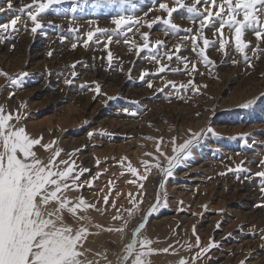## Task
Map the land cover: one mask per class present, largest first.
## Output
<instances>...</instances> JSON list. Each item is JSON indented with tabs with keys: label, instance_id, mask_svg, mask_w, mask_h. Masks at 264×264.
Masks as SVG:
<instances>
[{
	"label": "rangeland",
	"instance_id": "obj_1",
	"mask_svg": "<svg viewBox=\"0 0 264 264\" xmlns=\"http://www.w3.org/2000/svg\"><path fill=\"white\" fill-rule=\"evenodd\" d=\"M194 2L182 0L186 6ZM31 3L32 0H12L13 8L8 9L5 0H0V7L5 9L0 12V24L21 16L18 30L4 33L5 38L0 41V71L11 76L22 71L28 73L20 86L0 76V106L6 113L19 110L25 117L21 123L26 131L33 138L42 136L41 144L55 141V148L62 149L58 160H69V154L74 153L71 160L78 168L90 169L83 174L82 181L99 174L91 187L85 185L81 190L66 193L73 203L82 196L100 209H78L76 216L87 217L81 221L67 209L63 212L65 222L74 229L82 225L88 229L81 259L94 264H107V261L115 264L118 256L124 255V246L131 242L134 230L145 223L139 236L151 239L152 249L172 246L167 253L149 255L146 258L149 264L190 260L199 251L187 248L188 244L195 245L193 225L202 247L210 239L217 245L196 264H264V193L260 191L264 179L255 175L264 171L261 163L264 161V41L258 42L251 31L245 32L243 39L250 42L245 50L252 64L249 67L244 55L235 50L232 33L227 28L224 29L229 39L226 56L217 51L218 36H213V29L205 28L204 35L217 41L206 50L214 62L206 67L192 51L191 39H180L196 34L199 18L195 14L187 13L186 8L173 14L171 19L179 32L161 22L153 24L151 29L144 25V21L157 16L167 18L159 4L173 7L174 0H133L135 9L130 5L95 6L89 0L87 4H78L75 13L70 11L71 3L54 4L39 17L44 26L36 33L30 31L33 25L26 13L20 12ZM197 8L204 12L203 6ZM113 13L140 19L139 31L133 28L116 35L111 22ZM97 27L107 31L97 33L85 45L88 31ZM69 28L76 30L70 32ZM187 29L192 32H186ZM142 33L149 34L152 44L163 41L164 47L137 55L132 42L142 46ZM197 43L203 46L202 41ZM73 44L77 47L73 48ZM177 44L182 46L178 55L191 61L187 68L175 55L172 61L163 56L165 51H174ZM152 55H157L160 64L151 59ZM165 64L168 68L158 73L157 69ZM73 71L77 73L75 77ZM143 71L150 75L141 80ZM65 80L72 83L66 84ZM148 82L152 88L147 86ZM168 82H174L177 88L171 84L165 87ZM95 84L101 85L100 95L94 91ZM194 86H197L195 91ZM10 93H14L11 99ZM189 129L200 132L201 136L190 145L188 158L172 169L173 175L166 177L155 168L146 173L142 162H156L146 154L155 155L157 140L163 137L161 148L171 157L172 138L176 137L178 147L190 138ZM89 132L93 133L91 137ZM33 150L45 162L51 156V150L45 151L39 145ZM160 162L167 166L163 158ZM129 164L137 169L138 175L128 171ZM238 167L245 170L236 171ZM148 180L152 186L164 184L163 189L159 187V206L147 218L148 208L141 202L137 205L140 211L129 217L131 197L139 201L138 194L144 192ZM117 209L128 220L123 237L106 230L122 224V220L112 219ZM126 264H131L130 259Z\"/></svg>",
	"mask_w": 264,
	"mask_h": 264
},
{
	"label": "snow or ice",
	"instance_id": "obj_2",
	"mask_svg": "<svg viewBox=\"0 0 264 264\" xmlns=\"http://www.w3.org/2000/svg\"><path fill=\"white\" fill-rule=\"evenodd\" d=\"M5 2L8 9L13 8L12 0H5ZM65 2L73 5L70 11L75 13L78 4H87L89 0H32V3L25 5L20 9V12L26 13L27 19L33 25L30 31L36 33L38 29L44 26L39 22L41 14L50 9L52 5ZM92 4L95 6L117 7L130 5L132 9L136 7L133 0H92ZM174 5L170 7L167 3H160L159 8L167 14V18L157 16L151 21H144V25L151 29L153 24L161 22L168 29L179 32L181 30L171 18L174 13L186 8L187 13L195 14L199 18V28L196 34L191 35V37L185 35L180 37V39H191L192 51L196 53L206 67L214 65V62L206 54V50L217 41L209 40L204 35L205 28L213 29V36H218L219 47L217 51L224 53L225 56L227 55L226 46L229 44V39L224 35V29L227 28L232 33L235 50L244 55L249 67L252 66L251 61L245 54V50L250 47V42H246L243 37L246 31H251L258 42L264 41V0H195L192 6H186L182 3V0H174ZM197 5L203 6L204 12H200ZM4 10V8L0 7V12ZM20 19L21 16L17 15L10 22L0 24V41L5 38L4 33H8L10 30L12 32L18 30L16 26ZM189 19H192V17L190 16ZM111 22L115 25L116 35H119L124 30L130 32L133 28L139 31L141 26L140 19L135 18L134 15H125L124 13H113ZM193 22L195 23L196 21L193 20ZM217 23L219 27H215ZM25 30H27L26 25ZM75 30L69 28L70 32ZM106 31L99 27L95 31H88L85 45L92 41L97 33ZM185 31L191 33L192 29ZM111 38V35H109V42H111ZM141 39L144 41L142 46H137L134 41L132 42V47H135L137 55L145 50L158 51L164 47V43L161 40H156L154 44L150 43L148 33H142ZM198 40L203 42L202 47L197 43ZM125 43H128L127 38H125ZM72 47L75 48L77 45L73 44ZM181 47L180 44H177L174 46V51H165L163 56L168 61H172L175 55V59L183 62L185 68H187L191 61L187 57L178 55ZM197 49L199 50L197 51ZM256 50L253 49L254 52ZM48 55L51 56L52 53L49 52ZM151 59L160 64V59H158L157 55H152ZM108 61L111 64V52L108 53ZM232 63L235 64L236 61L233 60ZM72 67L74 69L75 64ZM166 68H168V65H161L157 72L162 73ZM192 68L193 70L196 69L194 63H192ZM170 71L176 72L180 71V69H170ZM76 75L77 73L73 71L72 76L75 77ZM148 75L150 73L143 71L140 79L144 80ZM0 76H4L12 85L20 86L24 78L28 76V73L22 71L16 76H11L0 71ZM65 83L71 84L72 80H65ZM192 83V81H189V84ZM168 84H171L174 89L177 88L174 82H168L165 87ZM85 86L81 85V87ZM147 86L152 88L151 82H148ZM180 87L184 86L181 85ZM196 87L194 86V91ZM94 91L97 95H100L101 85L95 84ZM159 91H163V89ZM13 96L14 93H10L9 99ZM109 99L112 98L109 97ZM21 107L23 108L24 105L21 104ZM124 111L129 112L128 109H124ZM129 114L132 116L136 115L135 112H130ZM24 118L19 110L6 113L5 109L0 106V264H94L93 261L81 259L84 256V252L81 249L86 237L89 235L87 227L82 225L78 229H74L65 222L63 212L67 209L78 221H81L86 220L87 217L76 216L78 209L87 210L91 208L100 211L95 204H89L82 196L77 202L73 203L66 195L69 191L83 189L85 185L91 187L99 174L82 181L81 177L84 173L90 172V169L78 168L75 161L71 160V156L74 153L69 154V160H58L62 149L55 148V141L41 144L42 136L39 138L31 137L26 131V127L21 123ZM188 131L190 138L184 140L178 147L175 146L176 137L172 138L171 143L173 144L172 151L174 155L171 157L167 156L161 148L163 137L159 138L155 155L152 153L146 154L152 156L156 162L150 163L147 160L142 162L146 173L155 168L166 177L172 176V169L179 165L182 160L188 158L190 145L201 136L200 132H192L191 129ZM92 135V132L88 133L89 137ZM37 145L41 146L45 151L51 150V156L47 162L39 158L33 150L34 146ZM160 158H163L166 162V167L161 165ZM261 163L264 164V161H261ZM97 166H99V161H97ZM229 170L231 171V169ZM244 170L242 167L236 169V171ZM128 171L133 175H138L137 169L130 164L128 165ZM223 174L221 173V175ZM255 175L264 179V171L257 172ZM144 178L146 177H140V179ZM159 187L163 189L164 184L161 183ZM260 191L264 193V185L261 186ZM138 195L140 197L139 201L136 200V197H131L130 199V203L133 206L127 209L129 217L132 216L134 211H140L137 205L143 201V193L141 192ZM108 200L109 197L106 195L104 197L105 205L108 204ZM159 203L160 198L158 195L157 202L149 207L146 217L151 216L156 211ZM113 207H115V202H113ZM112 219L122 220L123 222L120 227H109L106 230L119 233L123 237L128 220L122 216L119 209H117L116 215ZM145 226V223H140L134 230L131 242L124 246V255L122 257L118 256L115 264H126L129 259L131 264H149L146 259L149 255L160 251L165 253L169 251V248L172 247L171 245L169 248L162 250L152 249L151 245L154 242L147 237L139 236ZM192 232L195 236V245L188 244L187 248L190 251L193 248L199 249V251H196L190 260L179 259L178 264H196L197 261L204 259L213 247L217 246L216 242L210 239L209 244L202 247L201 239L196 234L195 225L192 226ZM104 258L107 260L106 256ZM107 264H113V262L107 261Z\"/></svg>",
	"mask_w": 264,
	"mask_h": 264
},
{
	"label": "built area",
	"instance_id": "obj_3",
	"mask_svg": "<svg viewBox=\"0 0 264 264\" xmlns=\"http://www.w3.org/2000/svg\"><path fill=\"white\" fill-rule=\"evenodd\" d=\"M159 185L160 184H154L152 186L150 180H148V182L145 183L143 195H146V198L143 199L141 203L142 205H145L144 208H146L147 206V208L149 209L150 206H152L154 203L157 202L158 195H159V198L161 197ZM160 202H161V199H160Z\"/></svg>",
	"mask_w": 264,
	"mask_h": 264
}]
</instances>
